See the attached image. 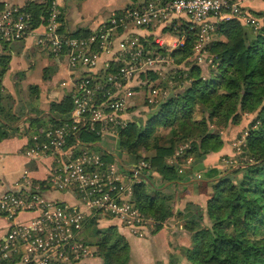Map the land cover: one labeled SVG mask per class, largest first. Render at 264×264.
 Here are the masks:
<instances>
[{"label":"trees","instance_id":"1","mask_svg":"<svg viewBox=\"0 0 264 264\" xmlns=\"http://www.w3.org/2000/svg\"><path fill=\"white\" fill-rule=\"evenodd\" d=\"M4 4L0 1V7ZM47 4L49 0H28L20 9L30 12L33 26H38L44 22ZM250 12L256 22H247L237 16L216 22L215 35L207 43L203 63L197 62L193 55L198 27L182 20L176 29L178 34H184L183 43L170 50L165 46L155 47L173 57L172 65L148 68L140 73L144 83L159 77L161 71L168 74L173 71L175 83L157 102L145 100L150 109H147L144 125L132 117L119 128L118 145L133 154L136 160L142 157L150 165V168L142 166L136 172L128 168V174L140 178L132 185L131 201L141 212L155 218L152 233L162 228L163 220L172 214V195L168 190L178 192L189 185L196 188L201 184L211 189L204 206L195 205L196 212H187L184 217L181 229L188 233L189 243L172 242L167 261L156 259L154 264H264V10ZM63 20L60 9V30H64ZM163 29L173 27L169 25ZM88 33L89 30L79 29L71 34ZM151 36L144 37L150 39ZM7 63L6 55H1L0 74L5 72ZM34 87L37 86L29 87L31 93L35 91ZM72 105L71 89H65L59 100L49 102L52 116L48 124L42 127L44 122L39 123L35 129L58 125ZM195 110L201 117H194ZM243 112L249 115L241 145L247 160L226 169L206 165L203 160L219 151L223 144L220 129L215 131L218 126H210L209 121L228 125L233 120L236 123ZM157 125L170 126V136L164 137L157 132ZM2 135L6 134L0 130ZM78 135L90 148L101 152L104 160L115 162L114 152L105 148L99 150L101 135L96 131L81 128ZM71 141L72 138L68 142ZM187 141L189 146L181 155H191V160L182 168L179 167L181 155L169 163L167 157L173 155L180 143ZM96 146H99L98 150ZM143 149L149 153L143 154ZM138 172L146 176L138 175ZM130 176L127 177L130 179ZM40 182L42 193L45 180ZM174 185H182V188ZM200 207L206 217L205 223L197 210ZM112 215L93 213L92 218H88L91 227L86 226L82 239L86 245L94 247V253L100 257L97 264H139L132 261L130 244L115 224L95 225L98 217Z\"/></svg>","mask_w":264,"mask_h":264},{"label":"built area","instance_id":"2","mask_svg":"<svg viewBox=\"0 0 264 264\" xmlns=\"http://www.w3.org/2000/svg\"><path fill=\"white\" fill-rule=\"evenodd\" d=\"M20 8L17 4L0 7V51L4 42L22 39L42 26V31L36 32V41L53 56L65 58L73 94V105L66 117L58 125L32 133L26 154L38 156L54 152L55 167L48 182L61 190L75 185L84 209L46 198L40 184L23 173L16 183L20 185L17 190L0 194V213L12 217L22 210L40 212L34 220L10 224L0 237V264H8L10 260L22 264H69L78 253H86L87 245L81 236L90 213L116 214L140 225L156 222L130 199L137 179H129L117 170L115 162L104 160L101 152L81 140L78 131L89 128L101 136L105 132L118 134L119 128L130 119L120 113L131 104L134 87L142 81L138 78L140 73L168 61L167 55L155 47L165 46L170 50L183 43L184 34H178L176 29L182 20L198 27L194 42L198 61L206 57L207 43L217 21L233 16L247 22L256 20L245 12L239 0H144L111 13L87 35H72L59 28L57 0H49L44 22L38 26H33L30 12ZM169 25L173 29L167 30L177 34L166 43L159 39L160 34L154 33L148 39L144 37L147 34L135 30L161 31ZM148 84H151L146 95L149 103L157 102L158 97L166 94V90H159L152 81ZM2 90L0 74V93ZM71 138L73 141L68 142ZM62 152L67 157L64 162L58 158ZM141 164L147 166L144 162ZM143 165L133 170L136 172ZM16 257L19 260L14 261Z\"/></svg>","mask_w":264,"mask_h":264},{"label":"rangeland","instance_id":"3","mask_svg":"<svg viewBox=\"0 0 264 264\" xmlns=\"http://www.w3.org/2000/svg\"><path fill=\"white\" fill-rule=\"evenodd\" d=\"M67 1L69 2L70 0H67ZM241 1L242 0H239V2ZM250 1H251V5H248V6H245L241 2V5L242 6L244 5L245 12H247L248 14H252L250 12L251 10H264V0H250ZM125 2L127 1L118 0L117 4L122 5ZM6 5L8 4L5 3L3 6H6ZM159 34L161 35L159 36V39H161L162 41L166 43V41L168 42V41H171L173 38H175L177 33L168 31L166 29H162L161 31L156 33V35H159ZM212 35H215L214 31L212 32ZM43 53L44 55L46 54V57L42 53L33 51V56L35 57L36 65H37L36 67H39L38 65L40 63L39 61L40 58H43V61H45V58H47V65H46L47 69L45 73L42 69H39L40 74H42V72L46 74L43 77L42 82L44 85H47L48 90L52 91V89L54 88L61 89V86L58 85V82H57V86L54 87L55 86L54 81L56 82L55 73L59 68V65L56 61L57 59L61 60L65 58L61 56L60 57L52 56L46 51ZM193 55H194V51H193ZM166 59L168 61L160 62L158 63V66L164 67V68L168 67L171 64L170 62L173 61V57L167 55ZM204 60L205 59L198 61L197 59L196 61L203 63ZM66 64L63 65L65 68L68 66ZM173 77H174L173 71H172V74H168L166 73V71H161L159 77H156L155 79H152L150 81H152L155 87H158L159 90L163 89V90H166L167 92L171 88V86L175 83ZM69 78H67V83L69 82ZM138 78L143 79L141 75ZM149 82L145 81L143 83V80H142L141 83H139L138 85L139 88L134 90V95L133 97L130 98L131 104L130 105L127 104V107L125 108L126 110H123L120 113V115H122L123 117L130 118V119H132V117L135 119H139L140 123L144 125L147 115H148L147 109H150V105L145 103V100L147 99L146 95L150 93L151 84H148ZM21 88L25 94L27 90L29 91V89L25 85L22 86ZM193 115L194 117H197V118L201 117V113L198 110H195ZM248 120H249V115L243 112L240 120L236 123L233 120L229 121L228 125L223 124V123L221 124V123H215V122L209 121L210 126H215V127L218 126L215 129V131L220 129V132L223 137V144L219 151L215 152V154L207 156L203 160V162L206 165H217L218 167H220V169H226L229 167L231 168L236 167L237 165H240L243 161H246L247 156L242 154L241 145L243 143L244 135L246 134L245 126ZM156 131L160 132L162 136L164 137H169L171 134L170 126L157 125ZM107 133L109 132H105L103 136H100V139H99L100 147L96 146V149L98 150V147H99L100 151H102V149L105 148L107 151L114 152L116 156L115 165H116L117 170L126 174L129 177L130 175L128 174V168L135 169V167H137L138 165H143L141 164L142 162L146 163L147 165L146 168H150V165L147 162V160H144L142 157L136 160L133 154L127 152L125 149L121 148L118 145V134L111 135ZM185 144L189 145V142L187 141V142L180 143L178 147L175 149L173 155L167 157V161L169 163H173L174 161H176L177 159L176 156L181 155L183 153V150H181L182 148L180 147L181 146L184 147ZM142 151H143V154L149 153L148 151H145L144 149ZM43 155L45 154L43 153ZM47 155L51 157V163H52L49 175L47 176V179H49L55 167V165L53 164V159L55 157V154L54 152H50V154H47ZM58 156H59L58 157L59 159L63 160L62 162H64L67 159V157L63 154V152L62 154H58ZM191 158H192L191 155L187 157H183L181 155V158L179 159L181 160L179 167L182 168L183 164L188 163L191 160ZM152 172L155 173L153 170ZM130 179L131 180L137 179L138 182L140 181V178L134 175L130 176ZM52 187L54 188V190L63 192L64 195L67 196L66 199L63 201H65L66 203L68 202L69 204H75L79 206V209H84L83 204H82V196L80 195L75 185H70L69 188H66L63 190L57 189L54 186ZM174 187H177V186L174 185ZM210 190H211L210 187L207 188L203 184L196 186V188H193L191 185H189L187 186L186 189L184 190L182 189L181 191H178V192L176 191V189L174 191L168 190V193H171L170 195H172V197H170L171 204L173 207L172 214L163 220L162 228L158 229L156 232H153V233L151 231L155 227L156 222L155 223L145 222L143 223V225H140V224H136L133 222L132 223L127 222L125 218L121 217L120 215H116V214H113L112 217H109V218L98 217L96 219L97 222L95 225L98 227H104L109 224H115L119 232L123 233L124 237L128 240L130 244V252L132 255V261L137 262L139 264H154L153 262L156 259H162L165 262L167 261L168 250L170 248L172 249V245H171L172 242H176L179 245H184V244L189 243L188 233L184 229L183 230L181 229L184 217L187 216V212H196L195 205L204 206L206 199L208 195L210 194ZM121 194L122 193H120V195ZM131 196H132V193L130 195V199H131ZM46 198H49V197H46ZM197 210H199L201 214L202 223H205L206 217L204 216V214H202L201 207ZM39 212H40L39 210L34 211L33 215L30 218L24 219V220H17V219L15 220L18 213L14 214V216L12 217L6 214H3V215L6 216L9 220L11 219V221L13 222L15 221L16 222H28L31 219L34 220V218L37 217ZM91 215L92 213H90L88 216L90 217ZM151 217L155 219L153 216ZM91 218L92 216L90 217V219ZM91 224L87 223V226L89 225V227H91L90 226ZM48 230L50 231L51 227H49ZM74 259L75 260H72L69 264H77V263L97 264L100 257L98 258L97 254L94 253L93 246L87 245L86 253L84 254L78 253V255L74 256Z\"/></svg>","mask_w":264,"mask_h":264},{"label":"crops","instance_id":"4","mask_svg":"<svg viewBox=\"0 0 264 264\" xmlns=\"http://www.w3.org/2000/svg\"><path fill=\"white\" fill-rule=\"evenodd\" d=\"M7 4L23 5L28 0H0ZM44 2L45 0H33ZM122 5L117 4L118 0H57L59 8L64 15V31L73 33L79 29L92 32L101 21L107 19L111 13L125 8V6L136 5L144 0H126ZM245 6L251 5L250 0L241 1ZM69 5V6H68ZM37 32L42 30L41 26L36 27L24 38L13 40L1 47L0 56L6 55L7 68L2 75L3 90L0 94V130L6 135L0 136V194L6 190H17L20 185L16 183L21 180L23 173H26L34 183H41L45 180L42 187L44 196L51 199L63 201L66 195L63 192L54 190L49 184L47 176L51 169V157L47 154L32 156L26 154V149L31 142V134L34 133L35 125L48 124V119L52 114L49 111V102L59 100L65 89H69L67 78L71 73L66 62L57 59L59 65L55 73V86L61 89L48 90L47 85L43 84V77L46 71L47 58L43 61L40 58L39 67H36V60L33 51L45 52L37 43ZM138 33L152 35L157 33V29L136 28ZM81 31V30H80ZM47 52V51H46ZM50 54V53H49ZM52 55V54H51ZM46 57V54L44 55ZM53 56V55H52ZM67 65V64H66ZM1 67V65H0ZM39 69L44 73L40 74ZM26 86L29 91L26 94L22 86ZM35 91L31 93L30 86ZM18 87V88H16ZM35 97H32V96ZM55 115H58L56 112ZM38 117L40 120L35 121ZM34 120V121H33ZM33 121V122H32ZM52 187V188H51ZM182 188V185H178ZM70 200V199H69ZM32 210L20 211L15 220L28 219L33 215ZM13 221L0 213V237L5 235L8 227ZM8 264H22L21 262H10ZM80 264V263H77Z\"/></svg>","mask_w":264,"mask_h":264},{"label":"water","instance_id":"5","mask_svg":"<svg viewBox=\"0 0 264 264\" xmlns=\"http://www.w3.org/2000/svg\"><path fill=\"white\" fill-rule=\"evenodd\" d=\"M137 174H138V175H142V176H144V177L146 176L145 174H143V173H141V172H138Z\"/></svg>","mask_w":264,"mask_h":264}]
</instances>
